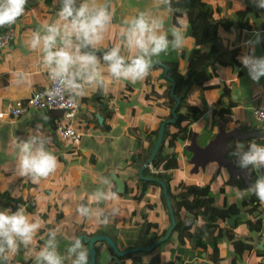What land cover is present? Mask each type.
<instances>
[{
	"label": "crops",
	"instance_id": "crops-1",
	"mask_svg": "<svg viewBox=\"0 0 264 264\" xmlns=\"http://www.w3.org/2000/svg\"><path fill=\"white\" fill-rule=\"evenodd\" d=\"M203 1L211 7L212 17L220 23L219 33L225 47L238 48L240 57L250 51L245 42L255 40V34L259 33L261 39L255 45L254 54L257 57L264 56V9L257 8L253 0ZM100 2L108 5L112 21L104 32L101 43L95 49L88 50L94 51L100 59L101 67L105 69L103 75L107 77L102 51L121 44L122 54L129 55L122 44L124 20L140 11L151 13L156 9L152 0ZM60 7V0H27L24 13L16 22L0 27V33L7 28H13L16 33L15 40L0 55V112H7L19 100L27 102L35 91L49 87V74L41 63L42 54L30 49L29 42L33 32L39 30L42 24L58 19ZM181 12V17L177 16L178 23L175 22L176 10L166 19L165 29L169 25L182 29L186 38L183 48L178 51L169 49L166 54L153 58V66L143 79L134 84L125 80L107 79L103 88L87 87L86 94L80 97V108L73 118H67L63 111L56 109L32 110L20 117H0V194L8 192L12 197L11 200L0 198V210L15 211L18 207H23L30 217L41 222V228L31 246H20L18 251L10 254L9 264H35L34 257L44 246L50 231L56 233L57 251L64 256L74 236L83 241L89 253L84 237H90L93 233L105 231L110 237L116 236L119 247L124 249L134 246L130 243H142L141 246L148 243V237L141 232L146 220L158 224V227L151 228L152 231L161 233L170 228L172 221L164 203L162 187L152 183L146 188L141 200L135 198L136 192L140 194L141 191L138 174L149 181L152 177L142 175L141 168L146 162H142L141 167L133 163L140 153L143 155L152 151L153 146L150 144L154 133L171 113L170 80L161 64L169 56H174L180 58L181 68L185 70L187 60L182 54L194 46L189 28L198 11ZM211 83L217 85L205 92L195 88L190 98L192 104L206 109L194 123L200 145H205L219 131L214 112L215 103L220 102V109L232 101L235 120L254 127L256 135L251 137L252 140L264 146V131L260 129V122L255 115L257 109H264V77L259 82H254L239 59L237 65L221 67L219 76ZM224 86H227L231 95L220 99ZM60 122L71 125L82 133L80 144L62 139L57 134L56 127ZM32 136L43 139L46 150L53 153L58 161L55 172L37 182H33L30 177L19 176L16 171L17 143L20 139ZM189 143L179 142L181 164L170 171L174 177L172 184L176 185L181 179L210 183L220 204H223L225 196L230 203L241 206L247 195L238 198L236 192L248 189H240L236 184H225L232 176L226 168L215 163L209 164L206 170L192 172V154L187 150ZM113 174L129 186V191L125 195L117 191V198L113 201L97 202L94 193L98 188L106 191L110 188L114 191L117 186ZM105 179L111 181V184L105 185ZM222 187L226 191L220 194ZM80 205L103 210L108 222L100 223L96 218L80 216L77 212ZM260 209V216L264 217V204ZM242 211L245 212V209ZM251 217L245 212L244 222L237 227L238 236L247 240L258 236L249 230L245 222ZM174 238L176 233L173 234V242L155 250L162 253L164 263L173 256V249L177 246ZM220 246L224 257L232 252L230 241L222 240ZM176 252L183 259L179 264H198L203 260L193 256L195 251L191 242L186 247H177ZM142 256L147 261L151 253ZM110 257V248L106 244L101 245L100 256L97 258L99 263L110 264ZM258 260V257L251 254L244 257L242 264H257ZM133 262L134 258H131L126 264ZM65 264L70 262L65 260Z\"/></svg>",
	"mask_w": 264,
	"mask_h": 264
},
{
	"label": "clouds",
	"instance_id": "clouds-1",
	"mask_svg": "<svg viewBox=\"0 0 264 264\" xmlns=\"http://www.w3.org/2000/svg\"><path fill=\"white\" fill-rule=\"evenodd\" d=\"M152 3L156 11H140L123 22L122 44L129 55L122 54L121 44L103 53L108 73L105 77L100 59L88 49H95L101 43L112 21L108 5L100 0H60L58 19L42 24L33 32L29 42L30 49L42 54L41 63L49 74L51 87L45 93L48 100L53 104L74 106L76 99L86 94L87 87L103 88L107 79L134 84L148 75L153 58L166 54L169 49L181 50L186 39L182 29L174 25L165 29L166 19L175 11L172 0H152ZM253 3L264 9V0H253ZM26 4L27 0H0V27L14 24L24 13ZM255 37V40L245 42L250 51L239 59L249 77L259 82L264 77V56L254 54L255 45L261 39L259 33ZM239 148L241 150L236 155L241 168H264V146L253 142L247 150L243 145ZM17 149L16 171L19 176L30 177L37 182L55 172L57 158L46 150L43 139L36 136L20 139ZM103 183L110 185L111 181L105 179ZM249 193L264 204V176L259 177L247 191H237L236 195L243 198ZM94 198L97 202L113 201L117 192L98 188ZM77 212L85 218H96L100 223L108 222L103 210L80 205ZM40 228V220L30 217L23 207L15 211L0 210V264H9L10 254L18 251L20 246H31ZM57 248L56 233L50 231L44 246L34 257L35 264H65V260L70 264H89V253L79 237H72L66 255L62 256Z\"/></svg>",
	"mask_w": 264,
	"mask_h": 264
},
{
	"label": "trees",
	"instance_id": "trees-1",
	"mask_svg": "<svg viewBox=\"0 0 264 264\" xmlns=\"http://www.w3.org/2000/svg\"><path fill=\"white\" fill-rule=\"evenodd\" d=\"M172 7L176 10V23H178L177 16L181 17L183 14L181 11H185L184 13L193 12V10L198 11L197 15L192 18V25L189 28L190 35L194 38V46L188 52L182 54V57L187 60L185 70L181 68L180 58L174 56H169L163 61L164 64H161L165 70L167 69L166 76L170 80L171 95L169 107L171 113L167 118L173 117L172 109L178 99L180 101L177 108L178 120L175 123L166 125L162 145L152 162L157 171L152 172L146 167L142 172L143 176H151L152 180H146L138 174L141 191L140 194L136 192L135 198L141 200L150 184L154 183L162 187L159 182H164L175 210L177 223L172 235L150 252L151 257L147 261L142 256L141 251L131 252L124 256L118 255L104 240L95 243L97 258L100 256V246L106 244L111 250L110 264H126V261L133 257H135L133 264H179L183 262V259L177 254V247H186L191 242L195 251L193 256L196 255L200 259H205L209 264H242L244 257L251 254L258 257L257 264H264V248L260 247L261 240L264 238V217L260 216L262 204L254 194L250 193L245 196L241 206L236 203H230L225 196L223 204H220L217 200L218 195L210 183L202 184L181 179L176 185L172 184L174 177L170 171L180 167L181 164L178 152L179 142L191 141L195 132L194 123L206 112V109L190 102L192 91L195 88H199L205 92L214 88L217 84L211 83V81L219 76L220 68L234 66L239 63V49H229L223 45L219 33L220 23L212 17V9L206 2L203 0H172ZM107 50L109 49L102 52L104 53ZM230 95V90L227 86H224L220 99L230 97ZM220 105L219 101L215 103L214 112L217 120L220 119L225 122L228 129L239 127L241 132L244 133L255 131V128L251 125L235 120L233 115L234 103L232 101L229 102V105L221 106L218 109ZM159 129L154 133L150 144L151 147L154 146L157 140ZM228 142H234L235 145L228 152L227 158L236 162L237 169H242L236 155L241 150L238 145L239 140L231 138ZM253 142L252 138L243 140L244 150H247L249 144ZM150 155L151 150L143 155L140 153L133 164L141 167L143 165L142 162H146ZM246 170L249 172L250 182L252 183H255L259 177L264 176V168L257 170L249 166ZM109 178L111 179V177ZM225 184H236L240 189L250 188L243 177L239 179L231 177ZM114 188V191L117 192V186ZM128 191L129 186L126 185L125 191L120 194L125 195ZM225 191V188L222 187L220 194L225 193ZM162 196L166 204L164 191ZM0 198L12 199L8 192L1 193ZM242 209H245V212L252 216L245 222L250 231L258 234L255 239L247 240L238 236L237 227L244 222L243 218H238L236 225H231L228 222L232 215L245 213ZM152 227H158V224L148 220L142 224L141 231L145 237H148V243L143 244V246H150L167 234L168 230L159 233L152 231ZM174 233H176L177 246L173 249L171 259L164 263L162 253L160 251L155 252V250L173 242ZM99 234L109 235L105 231H100ZM94 235L93 233L91 236ZM111 237L118 245L117 237L114 235ZM225 239L231 242L232 252L224 257L220 244ZM138 246H141V244L131 247ZM119 249L124 251L128 248L121 249L119 247ZM97 264H100L99 260H97Z\"/></svg>",
	"mask_w": 264,
	"mask_h": 264
},
{
	"label": "water",
	"instance_id": "water-1",
	"mask_svg": "<svg viewBox=\"0 0 264 264\" xmlns=\"http://www.w3.org/2000/svg\"><path fill=\"white\" fill-rule=\"evenodd\" d=\"M165 75H167V69L165 70ZM173 92V90H172ZM180 104V101L177 99L176 105L172 109V118L165 120L159 129L158 137L157 140L153 146V149L151 151V155L149 159L146 161V163L142 166L141 172L149 165L152 164L153 160L155 159L161 145L163 142L164 134H165V128L166 125L169 123H175L178 120V115H177V108ZM99 116V115H98ZM100 121H102V118L99 117ZM219 123V131L215 135L214 138H212L210 141H208L205 145H200L198 142V133L194 132L193 136L191 138L190 143L187 146V150L191 152L192 157L190 159V163L192 164V172L198 173L201 170H206L207 166L211 163L217 164L219 167H224L228 170L229 174L235 178L238 179L240 177H243L246 184L251 186L254 185L255 183L250 182V177H249V172L242 168V169H237L236 168V162L233 160H229L227 158L228 152L234 147L235 143L234 142H228L229 139L235 138L239 140L238 145H243L242 141L251 138L252 136L256 135L255 132L252 133H244L241 132L239 127H235L233 129H228L227 125L225 122L222 120H218ZM113 180L117 184V191L119 193H122L125 191L126 184L125 182L120 179L117 175L113 174L112 175ZM164 191V195L166 198V202L169 208V211L171 213V221L172 224L170 228L167 231V234L157 240L154 244L150 246H139V247H131L128 248L124 251H121L116 244V242L110 237L109 235L106 234H96L94 236L90 237H84L86 243H88L89 246V264H97V252H96V247L95 243L104 240L106 243L112 247L115 252L118 255L124 256L127 255L128 253L131 252H139V251H151L154 250L156 247L159 246L160 243H162L164 240L168 239L171 235L172 232L174 231V228L176 226V214L175 210L172 206V202L170 200V196L168 194V189L167 186L164 182H159ZM245 216V213H239L232 215L228 222L231 225H236V220L238 218H243ZM260 247L264 248V238L261 240ZM198 264H208V262L203 259L201 260Z\"/></svg>",
	"mask_w": 264,
	"mask_h": 264
},
{
	"label": "built area",
	"instance_id": "built-area-1",
	"mask_svg": "<svg viewBox=\"0 0 264 264\" xmlns=\"http://www.w3.org/2000/svg\"><path fill=\"white\" fill-rule=\"evenodd\" d=\"M15 38H16V33L13 28H9V29L7 28L2 33H0V55L5 49H7L11 45V43L15 40ZM50 87H51V82L47 89L35 91L27 102H23L19 100L7 112H0V117L1 118L4 116L20 117L23 115H27L32 110L43 111V110L56 109L63 111L67 118H73L75 113L80 108V97L76 99L74 106H62L59 103L53 104L48 100V97L45 95V93ZM255 115L258 121L260 122V129L264 131V109H257L255 111ZM56 132L62 139L70 140L75 144H80V141L82 139V133L77 131L71 125L65 124L64 122H60L57 124ZM147 167L152 172L157 171V169L152 164H149Z\"/></svg>",
	"mask_w": 264,
	"mask_h": 264
},
{
	"label": "rangeland",
	"instance_id": "rangeland-1",
	"mask_svg": "<svg viewBox=\"0 0 264 264\" xmlns=\"http://www.w3.org/2000/svg\"><path fill=\"white\" fill-rule=\"evenodd\" d=\"M165 200H166V198H165ZM166 205H167V202H166ZM167 208H168V205H167ZM168 211H169V208H168ZM169 215H170V218H171V213H170V211H169ZM142 232V231H141ZM99 234V233H98ZM142 234V233H141ZM96 235V234H95ZM144 236V235H143ZM174 239H176V238H174ZM142 244V243H141ZM130 245H135V244H133V243H130ZM109 246V245H108ZM110 247V246H109ZM118 247H119V245H118ZM139 247V246H138ZM148 247V246H147ZM152 251V250H151ZM151 251H148V252H146V251H141L142 252V254L144 255V254H146V253H150ZM134 259H135V257H133ZM131 259V258H130Z\"/></svg>",
	"mask_w": 264,
	"mask_h": 264
}]
</instances>
